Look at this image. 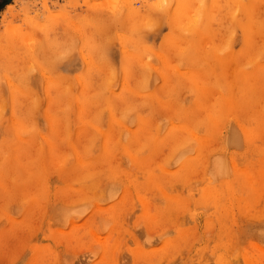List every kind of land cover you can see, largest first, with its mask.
Masks as SVG:
<instances>
[{
    "label": "rangeland",
    "instance_id": "obj_1",
    "mask_svg": "<svg viewBox=\"0 0 264 264\" xmlns=\"http://www.w3.org/2000/svg\"><path fill=\"white\" fill-rule=\"evenodd\" d=\"M183 1L0 0V264H264V0Z\"/></svg>",
    "mask_w": 264,
    "mask_h": 264
},
{
    "label": "bare ground",
    "instance_id": "obj_2",
    "mask_svg": "<svg viewBox=\"0 0 264 264\" xmlns=\"http://www.w3.org/2000/svg\"><path fill=\"white\" fill-rule=\"evenodd\" d=\"M109 1H112V2H115V3H117V2L123 3L125 6H128L129 9L132 10V8H131V4H130V0H109ZM176 1H178L179 4H181L180 2H183L182 5H180V6H181V7H182V6L184 7V8L182 7V8H183V10H182V8H181V7L179 8V5L177 4L178 8H179L180 10H182V11H179V10H178V14H179L180 12H182V13L184 12V13H185V12H186V9H188V7L186 8V6H184V5H186V4L184 3V1H183V0H176ZM228 1H229V0H228ZM230 2H231V1H230ZM158 3H159V2H158ZM186 3H188V2H186ZM235 6H237V7L240 6V3L237 2ZM241 6H243V5H241ZM159 7H160V5H159ZM244 7H245V6H244ZM157 9H158V8H157ZM160 9H161V7H160ZM160 9H159V10H160ZM184 9H185V10H184ZM236 9H237V8H236ZM246 10H249L248 7L245 8V11H246ZM156 11H157V10H156ZM164 11H165V10H164ZM131 12H132V11H131ZM247 12H248V11H247ZM247 12H246V13H247ZM169 13H170V12H169ZM172 13H173V12H172ZM184 13H183V14H184ZM131 14H134V15H135V12H132ZM227 14H228V13H227ZM247 14H248V13H247ZM247 14H246V15H247ZM246 15H245V16H246ZM248 15H251V14L249 13ZM198 18H199V17H198ZM205 18H206V17H205ZM201 19H202V16H201ZM198 20H199V19H198ZM204 20H205V19L203 18V21H204ZM248 20H249V19H248ZM248 22H249V21H248ZM253 22H254V21H253ZM193 23H194V27H195V26H196V27H201V26H200L201 24H200L199 26H197L198 24H196V22H193ZM236 23H237V22H236ZM254 23H255V22H254ZM195 24H196V25H195ZM238 24H239V23H238ZM246 25H247V24H246ZM70 26H71V25H70ZM196 27H195V28H196ZM208 27H209V26H208ZM253 27H254V26H253ZM253 27H252L251 24L248 26L249 30H252ZM195 28H194V29H195ZM240 28H241V27H240ZM242 28H243V29H246V27H245V28L242 27ZM197 29H198V28H197ZM197 29H196L195 31H199V30H197ZM208 29H209V28H208ZM247 30H248V29H247ZM247 30H246V31H247ZM195 31H194V32H195ZM246 31H245V32H246ZM191 32H193V31H191ZM191 32H190V33H191ZM194 32H193V33H194ZM250 32H251V31H250ZM195 33H196V32H195ZM208 33H210V31H209ZM197 34H198V33H197ZM13 37H14V36H13ZM16 37H17V36H16ZM16 37H15V39H16ZM18 37H19V36H18ZM199 37H201V36H199ZM203 37H204V36H203ZM11 38H12V37H11ZM22 38H23V37H22ZM201 38H202V37H201ZM199 39H200V38H199ZM12 40H14V38H13ZM19 40H20V39H19ZM22 40H23V39H22ZM22 40H21V41H22ZM24 41H25V40H24ZM191 41H192V40H191ZM197 41H198V40H197ZM25 42H26V41H25ZM200 42H201V41H200ZM20 43H21V42H20ZM22 43H23V42H22ZM171 43H173V42H171ZM171 43H170V44H171ZM174 43H175V42H174ZM189 43H190V42H189ZM14 44H15V40H14ZM14 44H13V45H14ZM25 44H26V43H25ZM177 44H178V43H177ZM177 44H175V45H177ZM187 44H188V43H187ZM192 44H193V43H192ZM250 44H251V43H250ZM175 45H173L174 48H175ZM189 45H190V44H189ZM194 45H195V44H194ZM8 46H10V45H8ZM178 46H179V44H178L176 47H178ZM212 46H213V45H212ZM250 46L252 47V45H250ZM6 47H7V46H6ZM16 47H19V45H17ZM188 47H190V46H188ZM188 47H187V48H188ZM248 47H249V45H248ZM24 48H25V47H24ZM213 48H214V46L212 47V49H213ZM249 48H250V47H249ZM2 49H3V48H2ZM5 49H8V48H5ZM5 49H4V51H5ZM11 49L13 50V46H12ZM25 49L28 50L27 47H26ZM171 49H172V48H171ZM179 49H180V48H179ZM181 49H182V48H181ZM183 49H184V48H183ZM190 49H192V45H191ZM190 49L188 48V50H187L188 52L183 51L182 53H183L184 55L186 54V55H185L186 57H191L192 55H191V53H190V52H191ZM212 49H211V50H212ZM252 49H253V50H252L253 52H254V51H255V52L257 51V50H254V47H253ZM14 50H15V49H14ZM184 50H185V49H184ZM211 50H210V53L213 52V51H211ZM6 51H7V50H6ZM173 51H174V50H173ZM7 52H8V51H7ZM175 52H176V51H175ZM195 52H196V51H195ZM201 52H203V51H201ZM201 52L199 53V51H197V54H203V53H201ZM11 53H12V52H11ZM204 53H205V52H204ZM30 54H31V53H30ZM180 54H181V53H180ZM252 54H253V53H252ZM252 54L249 53V55L253 57L254 55H252ZM254 54H255V53H254ZM257 54H258V53H257ZM213 55H214V54H213ZM28 56H29V55H28ZM32 56H33V54H32ZM247 56H248V55H247ZM247 56H246V58H247ZM250 56H249V57H250ZM54 57H57V56H54ZM252 57H251V58H252ZM255 57L257 58V56H255ZM184 58H185V57H184ZM28 59H30V57H28ZM32 59H33V58H32ZM188 59H189V58H188ZM200 59H201V57H200L199 59H197L196 61H193V59H192V60L190 59V60H191V62L193 61L194 63H198L199 61L202 60V59H201V60H200ZM30 60H31V59H30ZM34 60H36V59H34ZM190 60H188V61H190ZM194 60H195V58H194ZM249 60H250V58H249ZM249 60H248V61H249ZM26 61H27V60H26ZM165 61H166V60H165ZM202 61H203V60H202ZM250 61L253 62L254 60H253V61L250 60ZM250 61H249V62H250ZM34 62H35V61H34ZM36 62H37V61H36ZM193 62H192V63H193ZM51 63H52V62H51ZM163 63H164V62H163ZM236 63H237V60H236ZM147 64H148V63H147ZM248 64L251 65V63H248ZM252 64H253V63H252ZM257 64H258V63H257ZM35 65H37V64H35ZM43 65H44V64H43ZM51 65H52V64H51ZM145 65H146V64H145ZM148 65H149V64H148ZM44 66H45V65H44ZM164 66H165V63H164ZM258 66H259V65H258ZM37 67H38V66H37ZM47 67H48V66H47ZM262 67H263V66H262ZM42 69H43V68H42ZM166 69H167V66H166ZM166 69H165V70H166ZM168 69H169V68H168ZM256 69H257V68H256ZM212 70H213V69H212ZM169 71H170V70H169ZM214 71H215V70H214ZM235 71H236V70H235ZM238 72H239V71H238ZM109 73H110V72H109ZM213 73H214V72H212V73H208V74H212V75H214ZM233 73L235 74V72H233ZM242 73H243V72H242ZM260 73H261V72H260ZM262 73H263V72H262ZM196 74H198V73H196ZM196 74H195V75H196ZM238 74H239V73H238ZM109 75H110V74H109ZM189 75H190V74H189ZM199 75L201 76L202 74L199 73ZM256 75H257V77H256L255 79L258 80V78H259L260 75L258 76L257 73H256ZM111 76H112V75H111ZM111 76H110V77H111ZM193 76H194V74H193ZM216 76H218V75H216ZM104 77H105V76H104ZM107 77H108V74H107ZM190 77H191V80H192V81H190ZM196 77H197V79H198V76H196ZM196 77H195V76H194V77H192V76H189V77H188V82H189V84H191V87H192L193 90H196V88H197L198 85L200 84V83H199L198 85H196V82H198V81L195 82V80H196L195 78H196ZM214 77H215V76H214ZM250 77H251V76L248 77V82H251V79H249ZM108 78H109V77H108ZM184 78H185V77H184ZM203 78H204V77H203ZM215 78H216V77H215ZM243 78H244V76H243L241 79H239V82H240V80H242L243 82H240V85H239V83H238L239 87L236 88V89H238L239 91H240V90L243 91V90H244V86H245V84H248V83H246V81L244 82V80H245L247 77H245L244 80H243ZM252 78H253V77H252ZM260 78H261V77H260ZM199 79H200V78H199ZM199 79H198V80H199ZM220 79H221V78H220ZM220 79H219V80H220ZM200 80H201V79H200ZM200 80H199V81H200ZM249 80H250V81H249ZM257 80H256V81H257ZM261 80H263V77L261 78ZM261 80H258V81H261ZM108 82H109V81H108ZM108 82H107V83H108ZM111 82H112V81H111ZM188 82H186V83H188ZM218 82L220 83V81H218ZM80 83H81V82H80ZM143 83H144V82L142 81V86H144ZM221 83H222V81H221ZM235 83H236V82H235ZM259 83H260V82H259ZM261 83H262V81H261ZM261 83H260V84H261ZM139 84H140V83H139ZM144 84H145V83H144ZM230 84H231V83H230ZM232 84H233V83H232ZM243 84H244V86H243ZM187 85H188V84H187ZM216 85H217V84H216ZM233 85H234V84H233ZM261 85H263V83H262ZM140 86H141V85H140ZM196 86H197V87H196ZM199 86H200V85H199ZM248 86H249V85H248ZM167 87H168V86H167ZM231 87H232V86H231ZM240 87H242V88L240 89ZM245 87H246V86H245ZM249 87H250V86H249ZM249 87H246V88H247V91H248ZM251 87H252V86H251ZM251 87H250V88H251ZM168 88H169V87H168ZM173 88H174V87H173ZM234 88H235V87H234ZM234 88H232V89H234ZM261 88H262V87H261ZM170 90H171V89H170ZM197 90H198V88H197ZM197 90H196V91H197ZM250 90H252V88L249 89V91H250ZM84 91H85V90H84ZM198 91L201 92L202 89L199 88ZM198 91H197L196 93H198ZM232 91H235V89L232 90ZM241 91H240V93L243 94L244 92L242 93ZM249 91H248V92H249ZM255 91H256V90H255ZM82 92H83V91H81V93H82ZM200 92H199V93H200ZM251 92L253 93V91H251ZM199 93H198V94H199ZM201 93L204 94L203 91H202ZM198 94H197V95H198ZM232 94H233V92H232ZM249 94H250V93H249ZM80 95H81V94H80ZM86 95H88V97H89V94H86ZM201 95H202V94H200V96H201ZM243 95H244V94H243ZM243 95H241V96H243ZM67 96H68V95H67ZM246 96H247V95H246ZM85 97H86V96H85ZM88 97H87V98H88ZM93 97H94V96H93ZM235 97H236V96H234L233 98H235ZM89 98H90V97H89ZM222 98H223V97H222ZM67 99H68V98H67ZM82 99H83V98H82ZM218 99H220V98H218ZM247 99H248V98H247ZM156 100H157V98H156ZM77 101H78V100H77ZM204 101H205V100H204ZM79 102H80V101H79ZM94 102H95V101H94ZM217 102H218V100H217ZM230 102H232V101H230ZM237 102H238V101H237ZM237 102H236V103H237ZM240 102H241V101H240ZM244 102H245V100H244ZM80 103H81V102H80ZM222 103L224 104V107H225V106H226V105H225L226 103H224L223 101H222ZM232 103H233V105H234V101H233ZM236 103H235V104H236ZM81 105H82V108H83L84 106H83L82 103H81ZM197 106H198V105H197ZM237 106H239V102H238V105H237ZM237 106L234 105V110H236L235 107H237ZM240 106H241V105H240ZM240 106H239V107H240ZM78 107L80 108L79 105H78ZM85 107H86V106H85ZM226 107H227V106H226ZM226 107H225V108H226ZM230 107H231V106H230ZM79 108H78V111H81L82 109L79 110ZM175 108H176V106H175ZM225 108H224V109H225ZM84 109H85V108H84ZM89 109H90V108H89ZM226 109H228V108H226ZM231 109H232V107H231ZM220 110H221V109H220ZM229 110H230V108H229ZM229 110H228V112H229ZM83 111H84V110H83ZM221 111H222V110H221ZM230 111H231V110H230ZM218 112H219V111H218ZM226 112H227V110H226ZM84 113H85V111H84ZM180 113H181V112H180ZM80 114H81V113H79V115H80ZM177 114H179V112H178ZM181 114H182V113H181ZM181 114H179V115H181ZM222 115H223V114H222ZM80 116H81V115H80ZM83 116H84V118H87V117H85V114L82 115V117H83ZM86 116H87V115H86ZM186 117H187V115H185V118H186ZM78 118H79V117H78ZM206 118H207V117H206ZM80 119H81V118H80ZM80 119H79V120H80ZM207 119H210V118H207ZM83 120H85V119H83ZM110 120H111V119H110ZM205 121H206V120H205ZM79 122H80V121H79ZM82 122H83V121H82ZM87 122H89V121H87ZM208 122H209V120H208ZM210 123H212V119H211V122H210ZM17 124H18V123H17ZM17 124H15V125H17ZM85 124H88V123L85 122ZM207 125H208V124H207ZM207 125H206V127H207ZM211 125H213V124L208 125L209 128H210ZM13 126H14V124H13ZM17 126H19V125H17ZM15 127H16V126H15ZM16 129H17V128H16ZM20 129H22L21 126H20ZM22 130H23V129H22ZM18 131H19V128H18ZM52 131H53V130H52ZM54 132H55V131H54ZM144 132H145V130H144ZM145 133H146V132H145ZM17 134H18V132H17ZM17 134H16V136H17ZM54 134H55V133H54ZM54 134H53V135H54ZM54 137H55V136H54ZM53 139H54V138H53ZM197 139H198V138H197ZM19 140H21V139H19ZM21 141H22V140H21ZM150 141H151L152 146H155V147H156L157 144L159 143V142L157 143L156 140H155V141H152L151 138H150ZM17 142H19V141H17ZM51 145H52V144L50 143V147H51ZM15 146H16V145H15ZM16 149H17V148H16ZM16 149H15V150H16ZM104 152H105L107 155H108V153H109V151H108V147H107L106 144H105V146H104ZM105 153H104V154H105ZM50 155H51V153H50ZM16 159H18V158L16 157ZM13 160H15V159H13ZM13 160H12V161H13ZM15 163H16V162H15ZM1 174H2V173H1ZM243 174H244V173H243ZM243 174H241V176H240L241 178H242V175H243ZM239 175H240V174H239ZM3 176H4V175H3ZM246 176H247V175H246ZM243 179H244V177H243ZM243 181H244V180H243ZM247 181H248V180H247ZM244 182H246V179H245ZM247 183H248V182H247ZM245 185H246V184H245ZM0 186H1V185H0ZM246 186H247V185H246ZM251 186H252V184L250 185V187H251ZM252 188H253V187H252ZM207 196H209V194H208ZM210 197H211V196H210Z\"/></svg>",
    "mask_w": 264,
    "mask_h": 264
}]
</instances>
